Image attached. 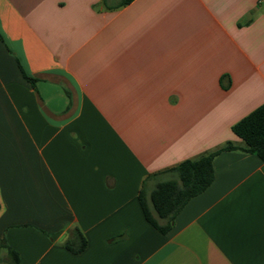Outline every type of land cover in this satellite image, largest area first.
I'll list each match as a JSON object with an SVG mask.
<instances>
[{"label": "crops", "instance_id": "obj_1", "mask_svg": "<svg viewBox=\"0 0 264 264\" xmlns=\"http://www.w3.org/2000/svg\"><path fill=\"white\" fill-rule=\"evenodd\" d=\"M106 2L0 0V238L20 264H264V161L232 131L264 104V0ZM228 143L154 228L143 185Z\"/></svg>", "mask_w": 264, "mask_h": 264}, {"label": "trees", "instance_id": "obj_2", "mask_svg": "<svg viewBox=\"0 0 264 264\" xmlns=\"http://www.w3.org/2000/svg\"><path fill=\"white\" fill-rule=\"evenodd\" d=\"M133 0H121L119 7L128 5ZM106 8L107 5L103 0ZM2 36L0 34V40ZM34 86L35 79L25 76ZM233 133L244 142L242 150L254 154L264 161V104L235 124ZM237 149L231 143L223 148L203 156L197 160H187L171 171L176 179L157 183L152 192L147 195L145 186L140 191L139 200L146 220L159 232L165 234L171 229L175 216L195 196L203 193L214 180L213 160L223 151ZM146 183V182H145ZM62 245L74 254L82 253L87 247V240L77 226L68 231ZM6 248L7 264H20L19 254L8 245L5 238H0V248ZM1 260V259H0Z\"/></svg>", "mask_w": 264, "mask_h": 264}]
</instances>
